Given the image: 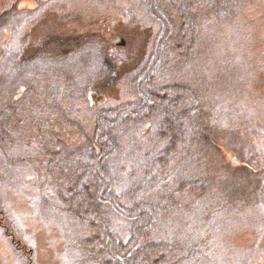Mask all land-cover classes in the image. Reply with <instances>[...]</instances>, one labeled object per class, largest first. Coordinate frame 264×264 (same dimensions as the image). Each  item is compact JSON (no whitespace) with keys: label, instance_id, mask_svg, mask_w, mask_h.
Returning a JSON list of instances; mask_svg holds the SVG:
<instances>
[{"label":"rangeland","instance_id":"obj_1","mask_svg":"<svg viewBox=\"0 0 264 264\" xmlns=\"http://www.w3.org/2000/svg\"><path fill=\"white\" fill-rule=\"evenodd\" d=\"M214 1L215 6L210 4L211 0H0V14L7 7H17L26 17L21 45L12 46L15 47L13 51H19L28 69L27 76L22 66L18 97L23 98L30 86L37 84L47 95L37 101L43 105L41 109L46 107L44 102L53 107L59 104L61 112H70L76 118L68 116L70 118L66 119L69 120L62 121L64 117L56 115L61 119L51 118L55 126L71 129L100 122L102 128L111 125L119 129L121 132L117 130L116 138L111 140L112 145H116L115 153L107 146L105 157L118 163L127 190L143 180L145 167H140L137 161L149 159L154 155L151 152L159 151L165 145L152 135L134 136L132 128L142 127L144 132L150 125L155 135H165L166 128L169 131L172 128L171 119L167 120L173 114L170 110L157 109L151 116L155 125L143 121H119L110 115V111H122L128 117L143 115L145 110L140 104L144 101V92L149 93L152 88H169L177 94L182 92L186 95L181 94L179 111L184 112L185 117L193 118L195 115L190 113V108L199 109V123L205 126L210 120L213 124L211 118L215 111L213 115L203 112L205 108L193 106L191 102L201 98V106L208 105L226 117L223 124L230 121L241 128L236 143L231 146L225 142V147L224 140L218 137L225 148L224 159L212 161L205 157L212 151L204 150L203 144L211 147V139L199 132L197 148L201 154L206 153L202 157L205 162H193L198 152L197 156L190 157L180 154L181 157L170 165L174 174L176 171L193 176L199 175L201 170L211 171L210 162L223 160L227 164L229 172L237 178L225 174L228 180H224V185L228 184L229 193L243 197V200L235 213L218 212L219 217L209 228L213 244L206 242L204 248L210 245L215 256L212 264H245L237 257L227 256L224 252L226 244L236 248L232 255L236 253L244 258L247 255L251 261L260 257V264H264V0H235L233 4L220 7L221 0ZM221 7L225 8L221 10ZM229 13L232 17L227 20ZM194 27L195 33L186 36L187 40L182 43V31L188 32ZM168 31L169 35H166ZM116 35L121 36L124 46L111 42ZM197 46L201 51L199 55H196ZM30 48L32 51L28 52ZM214 48L217 55L215 58L212 52L211 57L216 61L208 55ZM36 52L53 55L38 58L36 54L32 62ZM92 85L95 90L86 93L85 103L80 102L77 95L80 89ZM139 88L144 91L139 92ZM168 97L163 101L166 102ZM169 99L167 102L172 104L179 97ZM96 107H101L102 112L94 115L92 112ZM90 113L99 120H93ZM227 147H233L232 151ZM12 153L16 154V148ZM181 158L188 159L183 161ZM3 159L0 156V199L6 202L3 204L7 211L3 215L12 221L7 217L0 218V264H86L85 261H92L88 258L92 252L88 247L99 243L83 248L79 239L91 234L89 228L93 229V216L83 210L86 216L83 218L87 221L73 220L61 209L45 206L35 195L32 187L35 178L31 172L21 166L9 165L7 159ZM203 164L207 169L202 167ZM131 168L136 169L138 181L134 177L129 179ZM219 170L224 171V168ZM172 176L171 180L176 178V175ZM161 177L159 184L166 178L170 180L164 174ZM243 182L247 183L245 187ZM255 182H260L256 186L258 192L252 188ZM158 189L146 192L153 196ZM208 191L210 196L217 193L214 187ZM174 199L175 209L181 210L190 195L178 194ZM150 203L157 205L156 200L151 199ZM172 214L161 219L152 232H157L158 237L185 240L193 233L191 226L185 223L189 218L185 216V210L177 212V217ZM203 253L207 257L209 251Z\"/></svg>","mask_w":264,"mask_h":264},{"label":"trees","instance_id":"obj_2","mask_svg":"<svg viewBox=\"0 0 264 264\" xmlns=\"http://www.w3.org/2000/svg\"><path fill=\"white\" fill-rule=\"evenodd\" d=\"M234 1L221 0L218 7L227 3L233 4ZM212 3L213 6L216 5L214 0H211L210 4ZM218 7L216 8L218 9ZM224 8L221 7V10ZM21 12L17 7H7L0 14V42H2L0 43V75L3 73L0 77V156L4 158L3 160L6 158L9 165L21 166L31 172V176L35 178L32 184L36 192L35 195L37 199L38 197L41 199L45 206L61 209L73 220L86 222L83 210H86L87 215L93 216V219H91L93 229L89 228V231L92 230L95 234L91 232V234H86L79 239L83 248L93 245L94 242L99 243V245L88 247L92 252L89 257H85L90 258L92 261L87 260L85 261L86 264H212V259H215V256L211 253L213 251H210V245L208 248H204L206 242L213 244L212 231L210 232L209 228H211L212 222H215L219 217L220 213L218 212L224 210L228 213H235L238 211V204L243 200V197H236L229 193L230 187H228V184L224 185V182H226L224 180H228L229 175H233V172H229L230 170L223 160L210 162L211 171L202 172L201 170L199 175L193 176L187 175L185 172L177 173L176 171L174 174L170 164L173 160L181 157L180 154L186 155V157H190L189 155L197 156L199 152L197 146L200 144L198 142L199 132L201 135L207 134L211 139L210 141L207 139L211 147L206 143L203 144L205 146L204 150L210 149L212 151V154H207L205 157L212 161L218 158L224 159L222 154L225 148L221 145L218 137L224 140L225 147V142H228V146H231V144L236 143L238 131L242 129H239L235 123L231 124L230 121L223 124L222 120L226 121V117H222L220 113H217L214 108H209L208 105L201 106L203 104L200 102L201 98L193 99L191 102L194 104L193 106L205 108V110L201 108L203 112L208 111L213 115V111H215L211 118L213 124L209 119L208 124L205 126L199 123L198 116L201 114L199 109L190 108L191 112H189L195 115L193 118H191V114H188L190 116L188 118L183 115L184 112L179 111L180 99L182 95L183 97L186 95L182 92L177 94L169 88L165 90L160 88V90H154L152 88L149 93L144 92V101L140 104L145 110L143 115H129L130 117H128L122 111H110V115L113 114L114 118L119 121H135L136 123L143 121L142 123L149 122L148 125L151 123L155 125L151 121L152 114L155 115L157 109L170 110L173 114L167 120L171 119L172 128L170 131L169 128H166L165 135L163 133L153 134L155 131L154 128L151 131L150 125L144 132L141 131L142 127L132 128L134 136L135 134L138 137L140 135L143 137L152 135L157 140L163 141L165 145L159 151L151 152L154 155L149 159L146 158L144 161L140 159L137 163L135 162L138 165L141 164L140 167H145L142 171L143 180L136 186L128 190L125 189V180L120 173V166L118 163H114L112 158L109 160L105 157L107 146L115 153L116 145H112L111 140L116 138L114 135L118 131L121 132L119 129L117 131L111 125H103L102 128V126H99L100 122L71 129L63 128L65 126H60L61 128L55 126L51 118L56 119L58 117L56 115H62L64 117L62 121L69 120L66 119L68 116L76 118L70 112L69 114L61 112L59 104L53 107L50 103L42 101L41 103L44 102L43 104H46V107L41 109L40 107H43V105L38 104L37 101L43 97L44 99L47 98V95H44L37 84L30 86L29 91L26 92L23 98L18 97L20 95L18 89L21 86L20 76H23L22 66L28 76L24 59L22 61L19 51H13L15 47L12 48L13 44L21 45L20 40L23 38L21 35L24 33L23 24L26 17ZM231 17L232 14L229 13L227 20ZM185 30L182 31V43L187 40L186 36L189 37V34L195 33V27L190 28L188 32H185ZM166 35H169V31L166 32ZM27 38L29 39L28 36ZM199 46L196 47V55L201 53ZM31 51L30 48L28 52ZM187 51L188 48L185 52ZM212 52L216 58L215 48L208 53L209 57H211ZM36 54L39 58L51 53L36 52L31 60L32 62L35 61ZM211 59L216 61L213 57ZM46 60L49 61L50 59ZM70 88L72 89V86ZM92 90H95L94 85L80 89L77 94L80 102L85 103L87 94ZM96 90L100 91L98 88ZM138 91L144 90L139 88ZM168 96L172 98L179 97V99H174L172 101L174 105H172L167 102L170 101ZM17 97L18 99H16ZM167 97L168 99L164 102L163 100ZM160 98H163L162 101H160ZM98 112H102L101 107H96L92 113L96 115ZM93 114L90 113L92 119L99 120ZM60 119L58 117V120ZM91 123L93 122L91 121ZM214 124L215 128L212 129ZM15 148L16 154H13L12 151ZM232 148L227 147L230 151H232ZM199 153L193 162H205V158L202 157L206 153L204 155ZM238 154L241 155V153ZM187 159L183 158L182 160L186 161ZM202 167L206 168V165L203 164ZM220 167L224 168V171H221L222 175L219 170ZM129 173V179L134 177L138 181L139 177L136 176L135 168H131ZM163 174L169 177L170 180L166 178L161 183L163 185H161L159 183L162 181L161 176ZM172 175H176V178L171 180ZM214 176H217V178H213ZM233 176L237 178V175ZM173 183L174 186H172ZM258 183L260 182H255L252 187L256 192H258L256 187ZM243 184V187H245L247 183L243 182ZM157 187H159V192L156 195L149 196L147 194V190L151 192L156 190ZM210 187L217 189V193L210 196L208 191ZM184 193L190 195V200L187 204L181 205V210L175 209V195ZM145 194L147 196L142 197ZM149 198L156 200L157 203L155 204L157 205L150 203L151 199L149 200ZM191 202L192 204H190ZM3 203L6 202L0 199V218H10L3 215H6L7 211ZM206 204L207 206L204 207ZM179 210H185V216L189 218V220H185V223L191 226V232L193 233H190V236L182 240L179 237H173V239L167 236L158 237L157 232L153 234V228L158 226L161 219L168 218L171 213H173V216L177 212L179 214ZM242 212H238V214ZM10 220L12 221L11 218ZM114 221L117 224H114ZM11 237L13 236L11 235ZM188 239L191 242H188ZM235 249L234 246L226 244L224 250L227 252H224L227 256L230 254V258L237 257L245 264L261 263L262 258L260 257H256L251 261L249 257L247 258V255L245 258L239 257L236 253L232 255ZM205 251H209L207 257L203 253ZM205 259L206 261H204ZM216 259L218 258L216 257ZM245 260L250 263H246Z\"/></svg>","mask_w":264,"mask_h":264},{"label":"water","instance_id":"obj_3","mask_svg":"<svg viewBox=\"0 0 264 264\" xmlns=\"http://www.w3.org/2000/svg\"><path fill=\"white\" fill-rule=\"evenodd\" d=\"M111 42H112L113 44H115V45H121V46H124V42H123L121 36H119V35H116L115 38H113V39L111 40ZM98 100H99L100 102H102V99H98Z\"/></svg>","mask_w":264,"mask_h":264}]
</instances>
